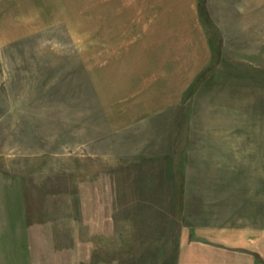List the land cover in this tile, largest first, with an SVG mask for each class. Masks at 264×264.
I'll return each mask as SVG.
<instances>
[{
  "label": "rangeland",
  "instance_id": "obj_1",
  "mask_svg": "<svg viewBox=\"0 0 264 264\" xmlns=\"http://www.w3.org/2000/svg\"><path fill=\"white\" fill-rule=\"evenodd\" d=\"M76 1L0 0V264H176L189 231L264 236V0H197L210 61L127 126L91 82L125 38Z\"/></svg>",
  "mask_w": 264,
  "mask_h": 264
},
{
  "label": "crops",
  "instance_id": "obj_2",
  "mask_svg": "<svg viewBox=\"0 0 264 264\" xmlns=\"http://www.w3.org/2000/svg\"><path fill=\"white\" fill-rule=\"evenodd\" d=\"M75 5L90 7L89 21L100 32L125 38L115 47L122 61L91 63L92 86L113 117L110 125L127 116L122 126L132 120L134 125L153 123L154 114L161 116L184 98L210 61L197 0H90ZM215 230L189 231L180 241L176 264H264V236L245 237L239 231L226 236Z\"/></svg>",
  "mask_w": 264,
  "mask_h": 264
}]
</instances>
